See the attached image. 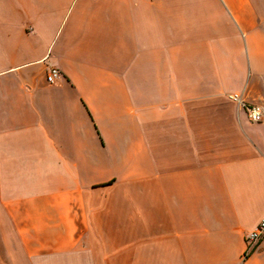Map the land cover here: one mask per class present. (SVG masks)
<instances>
[{
  "label": "crops",
  "instance_id": "0c3cea01",
  "mask_svg": "<svg viewBox=\"0 0 264 264\" xmlns=\"http://www.w3.org/2000/svg\"><path fill=\"white\" fill-rule=\"evenodd\" d=\"M231 94L264 112V0H0V264H264Z\"/></svg>",
  "mask_w": 264,
  "mask_h": 264
},
{
  "label": "built area",
  "instance_id": "2783aa9c",
  "mask_svg": "<svg viewBox=\"0 0 264 264\" xmlns=\"http://www.w3.org/2000/svg\"><path fill=\"white\" fill-rule=\"evenodd\" d=\"M57 69H49L46 74V82L48 84L54 83L55 79L59 76ZM227 99L234 102L237 106L242 108L246 114V117L251 123H259L263 120L264 112L263 109L258 105H246L242 102L241 98L237 94H231L227 96ZM264 237V215L259 220L255 228L245 235V252L244 256L248 255L253 251L255 246Z\"/></svg>",
  "mask_w": 264,
  "mask_h": 264
}]
</instances>
